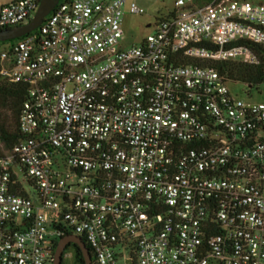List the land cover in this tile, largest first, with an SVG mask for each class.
<instances>
[{"label": "built area", "instance_id": "obj_1", "mask_svg": "<svg viewBox=\"0 0 264 264\" xmlns=\"http://www.w3.org/2000/svg\"><path fill=\"white\" fill-rule=\"evenodd\" d=\"M40 1L0 0V29ZM126 9L60 0L0 52L28 87L23 138H0V264H53L69 234L96 264H264V102L208 63H260L264 2L175 0L130 47Z\"/></svg>", "mask_w": 264, "mask_h": 264}, {"label": "trees", "instance_id": "obj_2", "mask_svg": "<svg viewBox=\"0 0 264 264\" xmlns=\"http://www.w3.org/2000/svg\"><path fill=\"white\" fill-rule=\"evenodd\" d=\"M254 50L260 57L257 65H248L239 61H214L208 62L216 66L219 71L231 79H237L256 87L264 83V46H254ZM28 96V87L20 83L0 81V108L6 111L0 113V138L7 148H11L17 141L23 138L18 129V120L23 103ZM84 263L82 253L78 246L72 244ZM92 254V253H91ZM94 264L95 261H93Z\"/></svg>", "mask_w": 264, "mask_h": 264}, {"label": "rangeland", "instance_id": "obj_3", "mask_svg": "<svg viewBox=\"0 0 264 264\" xmlns=\"http://www.w3.org/2000/svg\"><path fill=\"white\" fill-rule=\"evenodd\" d=\"M9 1V0H4ZM135 2L138 6L144 9L143 14L132 13L126 9L124 14V39L121 44L125 47H130L152 32V28L148 26L149 23L155 22L158 18L168 15L173 9L175 0H129ZM253 3L264 2V0H249ZM15 41L8 40L0 42V52ZM229 89L231 93L239 98L252 100L255 102H264V83L250 87L247 83L242 81L229 82ZM6 113L0 108L1 112ZM119 263L123 264L124 260L119 258ZM62 264H82L77 250L73 246L65 249L63 254Z\"/></svg>", "mask_w": 264, "mask_h": 264}, {"label": "water", "instance_id": "obj_4", "mask_svg": "<svg viewBox=\"0 0 264 264\" xmlns=\"http://www.w3.org/2000/svg\"><path fill=\"white\" fill-rule=\"evenodd\" d=\"M59 1L41 0L37 11L28 22L0 29V42L17 39L35 31ZM72 244L79 247L85 264H94L87 243L75 234H69L59 239L54 253L53 264H62L64 251Z\"/></svg>", "mask_w": 264, "mask_h": 264}, {"label": "flooded vegetation", "instance_id": "obj_5", "mask_svg": "<svg viewBox=\"0 0 264 264\" xmlns=\"http://www.w3.org/2000/svg\"><path fill=\"white\" fill-rule=\"evenodd\" d=\"M71 246V245H70ZM69 247V246H68Z\"/></svg>", "mask_w": 264, "mask_h": 264}]
</instances>
